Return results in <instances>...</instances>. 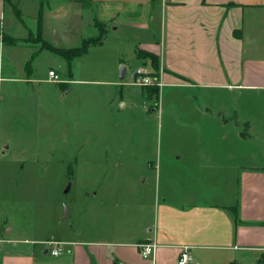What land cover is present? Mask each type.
<instances>
[{
	"label": "crops",
	"instance_id": "obj_1",
	"mask_svg": "<svg viewBox=\"0 0 264 264\" xmlns=\"http://www.w3.org/2000/svg\"><path fill=\"white\" fill-rule=\"evenodd\" d=\"M22 27L29 40L18 38ZM95 36L99 42L69 62L49 48H75ZM93 50L109 58L88 59ZM83 59L91 69L79 68ZM95 60L106 70L96 71ZM133 65L161 85L128 84ZM49 71L62 82L49 81ZM96 85L120 87L105 111L115 103L140 113L134 152L127 150L134 145L128 117L109 118L99 134L91 124ZM262 101L264 0H0V196L10 195L0 202V264H177L182 248L190 264H264V110L253 106ZM27 128L51 145L48 161L61 145L72 147L65 161L75 163L73 175L95 168L51 225L25 220L31 205V217L40 206L11 196L34 183L23 164L39 161ZM99 135L115 148L85 155L80 147ZM149 146L157 155H145ZM19 147L28 155H17ZM51 240L60 243L58 256L45 244ZM141 242L156 244L152 258L140 256Z\"/></svg>",
	"mask_w": 264,
	"mask_h": 264
},
{
	"label": "rangeland",
	"instance_id": "obj_2",
	"mask_svg": "<svg viewBox=\"0 0 264 264\" xmlns=\"http://www.w3.org/2000/svg\"><path fill=\"white\" fill-rule=\"evenodd\" d=\"M9 17L6 18L5 20L6 26L8 24ZM24 24L28 28H31V27L32 29L34 28L30 20H26V23ZM19 30H20L19 32L20 35L18 36V38L23 39V40L25 39L29 40L30 35H27L28 32L24 31L23 27L20 28ZM81 34L83 35V32H81ZM34 36H35L34 33L31 34L32 40L34 39ZM37 38L43 39L42 33L38 35ZM85 40L99 41L100 36H95L92 38H85ZM27 47L32 48L34 46L28 45ZM99 56H104V60H107V58H109V55L107 54V52H105V50H101V52H98V50L97 51L93 50L88 56V59H92L93 57H99ZM84 61H85L84 59L81 60V63L79 64V68H81V70L85 68L91 69L89 67V63H86ZM99 63H102V65H98ZM104 63H105L104 61H99V60L93 61V65H96L95 66L96 71L98 69L106 70L107 66L105 68ZM76 68L77 66H72L73 71H75ZM135 68H136L135 65L131 66L129 68V73L134 71ZM128 79L124 81H118V82L125 83L126 81H128ZM42 87L45 88V86H42ZM46 87H49V86H46ZM90 89L91 91H94L97 94L95 108H94L96 115L95 117L91 116V118L94 119V120L91 119V124L94 123L96 125V127L98 128L97 132L99 134V127H104V125L108 124L109 118L111 119V124H115V123L121 122V119L125 123V119L128 117L127 123H126L127 124L126 133L130 135L129 138L133 140L134 145L132 147L131 145H129V148L127 150L134 152L136 150V145H135L136 138L141 137L140 126L142 124V121H141V117H139L140 113L138 112L139 114L136 113L135 115H133L131 114V111H128V113L126 111H118L120 107L118 105V107L116 108L115 106L117 105L115 103H113L114 107L111 110V112L105 111L106 108L104 105V101L106 100V98L109 97L108 95L110 93L118 91L120 87L96 85V86H91ZM131 89L134 92L135 90L136 91L140 90V88H135V87ZM253 106L258 108L256 109L257 112H260L264 110V101L260 103L257 102V104ZM68 112L71 114V109H69ZM154 125L155 127L157 126L156 121ZM25 131H26L25 132L26 134H29L28 136H25V138L31 139L30 134L33 132V130L27 128ZM153 131L155 135V138H154L155 140L156 138H158V136H157V133H155V129H153ZM144 133H145V137H147L148 136L147 132L145 131ZM33 137L36 139L35 140L36 144L34 146H30L29 148H31L30 150H33V153L38 155L39 161L25 162L23 164L25 165V171L30 173V176H33V178L31 179L33 180L34 183L32 187L30 188V192L18 193V194H13V195L11 194V196H13V201H18V202L27 201L29 203L37 202L38 206H40V210L37 213H33V216L31 217L30 213L32 209L34 208V205H31L32 208L30 209V211L29 210L26 211V214L24 217L25 220L33 219L38 224L50 222V225H51L54 219L57 218L56 214L58 212H61L62 213L61 216L62 218H64L65 210H68V208L71 206L73 197L77 194V192H81L84 186L87 185L88 180H90V177L88 175L89 171H93L95 168H93L89 164L86 168V171H85L86 173L81 172L80 174L78 173V176L73 175L72 171L74 170L75 163L73 161H65V158H67L70 155V153L68 152V148L71 149L72 147H67V146L63 147L61 145L53 146L56 149V153L52 157L53 161L51 160L48 161L49 156H47L46 150L52 148L51 145H48L46 142L41 144L42 139H44V137L42 138L41 136V131H34ZM167 139H168V135L165 134V130L162 126L160 130V148H162L161 153L162 152L164 153L165 149L166 150L169 149V146L167 145V142H166ZM105 140L106 139L104 137L99 135L96 137V141L94 140V143H95L94 145L92 144L82 145L80 148H82L85 155H89L88 153H90L91 151L93 155L100 156L105 153V149L110 148V150L112 151V149L115 148V147H111L109 145L104 144ZM151 143H152V140H151ZM152 147L153 146L151 147L149 146L148 150H150ZM23 148L24 147H19L18 150L16 151V154L19 156L28 155L26 152L22 151ZM38 151H40V153H38ZM10 153L13 154V152H10ZM149 153H153L157 155V149L154 150V147H153V151H149V152L147 151L145 152V155L146 154L149 155ZM61 158H63V160H61ZM24 161L26 160L24 159ZM153 163H156V161L154 160ZM8 170L14 171L15 167L14 168L9 167ZM80 170L83 171V168H81ZM38 176L40 177L38 178V181H37L35 177H38ZM125 184L126 182L123 179H118V187H124ZM129 184L137 186V183L135 184L129 183ZM67 187L69 189H68V192L65 193V190L67 189ZM7 199H10V195L0 196V202H3V200H7ZM26 207L28 208L30 206H26ZM15 218L18 221L21 220L20 216H17ZM44 230H45L44 227H40L39 233H42Z\"/></svg>",
	"mask_w": 264,
	"mask_h": 264
},
{
	"label": "built area",
	"instance_id": "obj_3",
	"mask_svg": "<svg viewBox=\"0 0 264 264\" xmlns=\"http://www.w3.org/2000/svg\"><path fill=\"white\" fill-rule=\"evenodd\" d=\"M48 79L53 83L62 82L57 74L53 71L48 72ZM128 84L140 88L152 87L154 85L159 87L161 85L158 79H156V77H154L152 73L147 71L144 67H138L133 71L131 80ZM3 243L4 242L0 240V247L3 245ZM45 244L48 245V247H52L50 250V254L52 256H58L62 251L60 243L55 240L47 241ZM156 248L157 246L154 242H141L137 245L138 252L143 259L152 258ZM191 261L192 258L190 256L189 250L187 248H182L179 251L177 264H190Z\"/></svg>",
	"mask_w": 264,
	"mask_h": 264
},
{
	"label": "trees",
	"instance_id": "obj_4",
	"mask_svg": "<svg viewBox=\"0 0 264 264\" xmlns=\"http://www.w3.org/2000/svg\"><path fill=\"white\" fill-rule=\"evenodd\" d=\"M13 13L16 16V18L19 19V12L16 11L15 9H13ZM42 20L41 15L39 16V28L38 31L40 32L38 35L41 34V23L40 21ZM4 38V41L7 40L6 36H3L2 39ZM99 41L97 40H84L81 42V45L75 47V48H71V49H56V48H52L49 46L50 50L60 54L67 62L71 61L74 58L80 57L82 56L84 53H86L87 49L89 46L93 45V44H97ZM149 56L151 59H153V57Z\"/></svg>",
	"mask_w": 264,
	"mask_h": 264
},
{
	"label": "water",
	"instance_id": "obj_5",
	"mask_svg": "<svg viewBox=\"0 0 264 264\" xmlns=\"http://www.w3.org/2000/svg\"><path fill=\"white\" fill-rule=\"evenodd\" d=\"M125 74H126V69H125L123 66H121V67L119 68V79L122 80ZM68 189H69V188L67 187V189L65 190V193L68 192ZM66 214H67V210H65V215H66Z\"/></svg>",
	"mask_w": 264,
	"mask_h": 264
}]
</instances>
